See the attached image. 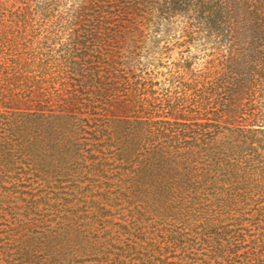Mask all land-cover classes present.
Returning a JSON list of instances; mask_svg holds the SVG:
<instances>
[{"label": "trees", "instance_id": "obj_1", "mask_svg": "<svg viewBox=\"0 0 264 264\" xmlns=\"http://www.w3.org/2000/svg\"><path fill=\"white\" fill-rule=\"evenodd\" d=\"M0 264H264V0H0Z\"/></svg>", "mask_w": 264, "mask_h": 264}]
</instances>
